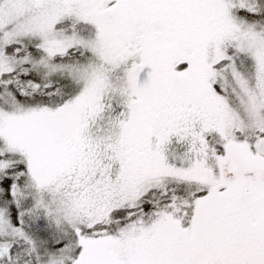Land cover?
<instances>
[{
    "label": "snow or ice",
    "instance_id": "6c2138e0",
    "mask_svg": "<svg viewBox=\"0 0 264 264\" xmlns=\"http://www.w3.org/2000/svg\"><path fill=\"white\" fill-rule=\"evenodd\" d=\"M0 264H264V0H0Z\"/></svg>",
    "mask_w": 264,
    "mask_h": 264
}]
</instances>
